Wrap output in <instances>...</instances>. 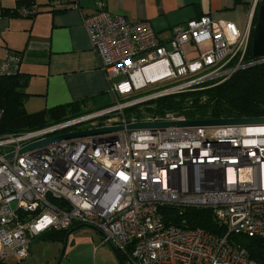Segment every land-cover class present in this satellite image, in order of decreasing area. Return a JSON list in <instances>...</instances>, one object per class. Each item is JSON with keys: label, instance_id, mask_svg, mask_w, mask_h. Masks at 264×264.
<instances>
[{"label": "built area", "instance_id": "obj_1", "mask_svg": "<svg viewBox=\"0 0 264 264\" xmlns=\"http://www.w3.org/2000/svg\"><path fill=\"white\" fill-rule=\"evenodd\" d=\"M38 12L35 6L22 8L18 16ZM81 19L112 104L36 131L0 136V262L26 258L31 240L50 230L84 226L127 264H258L227 238L264 239V123L124 129L18 154L66 133L186 121L126 110L215 87L263 63L264 57L247 59L252 30L234 39L222 22L201 16L161 40L149 23L111 14L101 0ZM21 61V55L7 54L0 75L18 72ZM2 117L0 110V123ZM83 123L90 125L79 130ZM169 209L179 215L208 210L225 235L167 223L162 211Z\"/></svg>", "mask_w": 264, "mask_h": 264}, {"label": "crops", "instance_id": "obj_2", "mask_svg": "<svg viewBox=\"0 0 264 264\" xmlns=\"http://www.w3.org/2000/svg\"><path fill=\"white\" fill-rule=\"evenodd\" d=\"M19 1L38 6L39 13L32 19L0 15V60L9 53L21 55L19 73L26 79V112L34 114L82 101L87 103L86 109L110 105L108 82L81 24L82 15L93 14L100 0H0V11L25 8ZM103 3L111 14L149 23L161 40L170 39L175 26L201 16L222 22L226 31L238 39L248 28L253 29V16L264 0ZM41 237L31 240L28 256L20 260L25 261L23 264H121L112 248L102 245L94 229L75 230L65 242L43 241Z\"/></svg>", "mask_w": 264, "mask_h": 264}, {"label": "trees", "instance_id": "obj_3", "mask_svg": "<svg viewBox=\"0 0 264 264\" xmlns=\"http://www.w3.org/2000/svg\"><path fill=\"white\" fill-rule=\"evenodd\" d=\"M18 4L24 5L23 7L26 9H30L33 6L38 8V6L29 1H19ZM261 5L264 4H259L258 9ZM258 9L253 16V25H255L257 20ZM38 13L27 18L32 19ZM0 15L19 17L18 11L4 9L0 11ZM13 54L20 55L18 53ZM247 59H257L251 54V45L248 48ZM25 86L26 79L19 71L9 76L0 75V110L3 114L0 123V136L36 131L50 125L79 118L109 106L86 109L87 103L82 101L29 114L25 110V102L28 97L25 93ZM147 105L154 107H145L148 108V113L159 115L175 114L190 121L264 118V62L235 72L229 79L215 87L162 97L155 101H150ZM139 107L138 105L126 110V114L132 111L139 115ZM169 210L174 211L173 209ZM168 214L171 215V212ZM175 214L176 216H167L169 219L166 222L168 223L171 220V224L182 228H199L214 235H225L224 229L215 224L208 210L187 209L180 215L176 212ZM76 227L62 231L50 230L39 237L43 236L41 237L42 240L46 241L60 240L65 242L67 235ZM227 239L229 242L239 245L251 260L258 264H264V239L235 234L229 235ZM112 250L116 253L120 263L125 264V258L117 250L113 248ZM0 264L8 263L0 262Z\"/></svg>", "mask_w": 264, "mask_h": 264}, {"label": "water", "instance_id": "obj_4", "mask_svg": "<svg viewBox=\"0 0 264 264\" xmlns=\"http://www.w3.org/2000/svg\"><path fill=\"white\" fill-rule=\"evenodd\" d=\"M251 54L254 58H261L264 57V5H261L258 9V15L255 25L252 29L251 34ZM249 123H264V118H251V119H218V120H195V121H182L178 123H135L127 125L126 127L119 126V127H111V128H100L94 130H87V131H79L73 133H66L61 135H56L53 137H49L47 139L29 144L24 148L18 151L19 155L25 154L27 152H31L35 149L57 143L61 140L72 139V138H79V137H87L93 136L98 134H104L109 132H117L126 130H137V129H164L167 127H204V126H226V125H240V124H249ZM13 154L8 155L6 158H11ZM84 226L76 227L74 230L70 231V233L74 232L75 230L82 229ZM89 228V227H87ZM92 229V228H91ZM69 233V234H70ZM68 235L66 237L67 241Z\"/></svg>", "mask_w": 264, "mask_h": 264}, {"label": "rangeland", "instance_id": "obj_5", "mask_svg": "<svg viewBox=\"0 0 264 264\" xmlns=\"http://www.w3.org/2000/svg\"><path fill=\"white\" fill-rule=\"evenodd\" d=\"M188 49V47L186 46V47H184V50L186 51ZM110 100V104H112V101H111V99H109ZM145 107H149V108H154L153 106H149V105H142V106H140L139 108L142 110V112H148V108H145ZM135 115H136V113H135ZM143 114H141V116H142ZM89 125H90V123H83V124H81L80 126H78V129L79 130H83V129H87L88 127H89ZM12 206V208H14V204H12L11 205ZM169 212H171V215L170 214H168ZM162 214H164L165 216H176V214H175V211H170V210H163L162 211ZM43 241H46V240H43ZM64 246H62V252H63V248ZM14 259L15 258H10L9 260H8V263H15V261H14ZM23 263H25V261H19V263L18 264H23ZM125 263H126V260H125ZM127 264V263H126Z\"/></svg>", "mask_w": 264, "mask_h": 264}]
</instances>
